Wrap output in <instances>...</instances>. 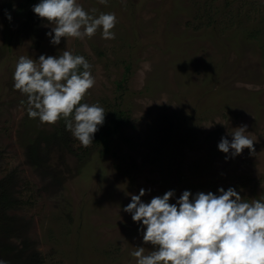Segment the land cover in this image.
<instances>
[{"label": "rangeland", "instance_id": "rangeland-1", "mask_svg": "<svg viewBox=\"0 0 264 264\" xmlns=\"http://www.w3.org/2000/svg\"><path fill=\"white\" fill-rule=\"evenodd\" d=\"M78 2L94 15L115 12V39L98 30L53 46L45 33L55 25L32 11L38 0H0V192L9 206L0 209V258L8 264H136L142 240L123 207L140 188L151 189L146 201L218 186L264 198V0ZM64 51L92 65L84 102H99L105 117L123 112L106 155L73 156L65 139L88 146L66 128L58 139L59 120L29 118L13 88L19 56ZM242 124L254 152L226 161L217 143Z\"/></svg>", "mask_w": 264, "mask_h": 264}, {"label": "clouds", "instance_id": "clouds-1", "mask_svg": "<svg viewBox=\"0 0 264 264\" xmlns=\"http://www.w3.org/2000/svg\"><path fill=\"white\" fill-rule=\"evenodd\" d=\"M98 2L108 4V0ZM32 11L47 25H55L45 33L53 46L60 45L62 38H92L98 30L103 39H115V12L94 15L95 10H85L78 0H38ZM4 15L11 22L7 9ZM91 69L84 56L71 51L36 58L21 55L12 75L13 88L26 96L29 118L48 124L64 119L66 130L87 147L106 116L99 102H84L95 84ZM247 129L242 124L221 136L217 149L226 154V161L245 148L254 152L255 141L246 135ZM150 193V188H140L123 207L142 240L131 254L136 264H264V198L245 200L236 186L185 189L178 196L169 189L144 200ZM144 244L153 249L147 255ZM0 264L8 261L0 258Z\"/></svg>", "mask_w": 264, "mask_h": 264}, {"label": "trees", "instance_id": "trees-1", "mask_svg": "<svg viewBox=\"0 0 264 264\" xmlns=\"http://www.w3.org/2000/svg\"><path fill=\"white\" fill-rule=\"evenodd\" d=\"M233 0H225V5H229ZM60 124L55 130V136L58 139H61L65 134V121L64 119H60ZM126 124V120L124 118L123 112L121 110H113L109 117H105V121L102 126L99 127V130L94 134V141L88 146V148L84 149L81 152L82 148H74L73 145L70 144V141L65 139V144L69 153L73 156H76L79 159H82L83 156H86L88 151L91 149L99 150L100 153L106 155L110 152V142L111 137L115 135L120 129L124 128ZM61 135V136H60ZM89 149V150H88ZM4 186L0 184V190H3ZM5 196L3 192H0V209H6L9 206L5 205ZM31 264H40L39 261L31 262Z\"/></svg>", "mask_w": 264, "mask_h": 264}]
</instances>
